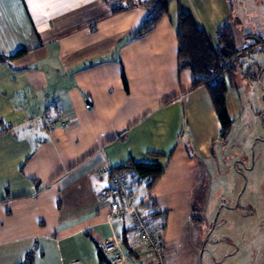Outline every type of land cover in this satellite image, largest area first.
Here are the masks:
<instances>
[{
  "label": "crops",
  "instance_id": "crops-1",
  "mask_svg": "<svg viewBox=\"0 0 264 264\" xmlns=\"http://www.w3.org/2000/svg\"><path fill=\"white\" fill-rule=\"evenodd\" d=\"M125 1L0 0V55L24 50L0 60V264L28 253L32 264H104L98 245L113 233L131 264H150L129 219L111 217L101 197L110 182L99 170L131 162L163 167L150 189L127 175L166 264H201L192 213L220 122L207 89L192 90V72L179 69L177 14L190 12L216 45L231 4L169 0L154 29L133 37L147 11H113Z\"/></svg>",
  "mask_w": 264,
  "mask_h": 264
},
{
  "label": "rangeland",
  "instance_id": "rangeland-1",
  "mask_svg": "<svg viewBox=\"0 0 264 264\" xmlns=\"http://www.w3.org/2000/svg\"><path fill=\"white\" fill-rule=\"evenodd\" d=\"M228 2L239 49L231 82L224 74L232 124L205 162L192 228L201 264H264V0Z\"/></svg>",
  "mask_w": 264,
  "mask_h": 264
},
{
  "label": "trees",
  "instance_id": "trees-1",
  "mask_svg": "<svg viewBox=\"0 0 264 264\" xmlns=\"http://www.w3.org/2000/svg\"><path fill=\"white\" fill-rule=\"evenodd\" d=\"M135 5L144 7L147 14L141 24L131 32L133 37L149 33L169 11V0H126L124 3L119 2L116 4L113 11H120ZM176 37L179 69L187 68L192 72L194 76L191 85L192 90L198 87L207 89L220 122V138L224 139L232 124L225 105L228 82L224 74L228 75V81L231 82V73L239 53L233 28L229 22H222L217 28L216 45H213L205 30L197 24L193 15L179 9ZM23 52L24 50H18L8 57L0 55V60L12 59L20 56ZM227 61L229 62L226 65ZM212 77H214V80H212ZM121 169L129 175L131 180L133 179L135 182L145 181L149 189L163 172V167L160 164L144 162H131L121 167ZM105 257L99 249V261L110 264V261ZM19 264H32V255L28 253L24 261Z\"/></svg>",
  "mask_w": 264,
  "mask_h": 264
},
{
  "label": "built area",
  "instance_id": "built-area-1",
  "mask_svg": "<svg viewBox=\"0 0 264 264\" xmlns=\"http://www.w3.org/2000/svg\"><path fill=\"white\" fill-rule=\"evenodd\" d=\"M37 118L45 121L49 127L55 125L46 117L38 116ZM99 174L107 175L109 178L108 191L101 197L105 196L111 200V217L119 220L129 219L150 257V264H166L161 237L145 222L141 209L135 203L136 196L130 188L127 173L107 164L99 170ZM98 248L105 256H108L110 264H131L127 258L123 238L119 234L113 233L102 240Z\"/></svg>",
  "mask_w": 264,
  "mask_h": 264
}]
</instances>
